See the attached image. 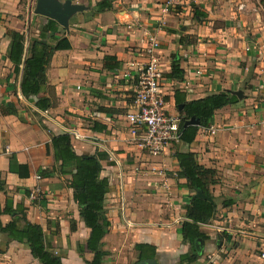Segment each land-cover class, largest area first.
I'll list each match as a JSON object with an SVG mask.
<instances>
[{"label": "crops", "instance_id": "1", "mask_svg": "<svg viewBox=\"0 0 264 264\" xmlns=\"http://www.w3.org/2000/svg\"><path fill=\"white\" fill-rule=\"evenodd\" d=\"M72 1L85 9L65 30L71 49L56 52L47 67L56 106L42 112L21 93L22 75L15 78L8 58V34L30 31L35 23L31 37H38L45 17L34 13L37 0H0V181L5 185L0 207L10 202L13 209H25L62 264H88L93 255L79 246L86 247L91 230L68 187L70 177L61 175L47 150L53 137L78 132L83 140L70 136L78 155L109 157L102 172L110 182L111 222L103 240L104 264H264V28L247 29L243 13L221 15L208 0H184L169 13L161 9L166 0H112V10L98 15L95 6L104 0ZM151 39L159 44L155 53L164 71L168 112L181 111L177 99L235 97L215 112L209 126L199 128L194 142L173 144L160 157L140 150L127 120L137 86L131 64L147 62ZM174 55L180 78L171 75ZM106 58L119 68L106 70ZM212 126L215 136L208 132ZM177 152L195 154L200 165L216 172L210 186L216 212L199 225L206 237L199 249L196 242L202 239L183 241L186 208L196 193L177 177ZM18 165L27 167L28 177L19 176ZM37 190L40 199L31 197ZM13 217L2 215L3 225ZM195 255L197 261L190 262ZM0 264L42 263L28 245L0 232Z\"/></svg>", "mask_w": 264, "mask_h": 264}, {"label": "trees", "instance_id": "2", "mask_svg": "<svg viewBox=\"0 0 264 264\" xmlns=\"http://www.w3.org/2000/svg\"><path fill=\"white\" fill-rule=\"evenodd\" d=\"M264 1V0H263ZM95 15L112 10V0H104L95 6ZM196 10V9H195ZM197 16L205 17L197 12ZM45 23L41 24L38 37L27 36L22 32H10V46L8 58L14 66L13 74L17 79L21 78V93L23 97L39 111L45 112L56 106L54 94L47 86L46 70L54 54L58 51L71 49L70 41L65 37V29L56 21L43 18ZM183 40L181 39V42ZM113 58H106L104 67L113 71L119 68ZM178 55L173 56L172 73L174 77L180 78L183 71L180 69ZM235 97L221 93L207 96L203 99L185 102L177 99V108L182 117L181 142L191 144L195 141L199 128L209 126L216 111L232 105ZM10 113L16 114L15 109L9 108ZM193 117L199 120V126H186V122ZM47 150L53 151L56 163L59 165L61 175L69 176V188L73 190V199L77 203L80 216L91 235L86 247L79 246V251L87 249L93 258L88 264H104L107 252L104 251V238L109 233L111 222L107 217L106 198L110 192V182L102 177L103 162L109 160L105 153L97 152L94 156L78 155L68 134H60L52 138ZM179 162L177 177L186 179L188 187L195 193L202 192L205 196L212 198L210 186L215 185L216 172L204 168L199 164L197 156L193 153L177 152L175 154ZM14 157L11 158V170H14ZM20 177H28L26 166L17 167ZM0 189L5 191V185L0 181ZM25 209H13L10 202L5 208L0 207V232L8 235L12 240L28 245L32 256L42 264H62L61 256L47 243L43 228L27 220ZM216 212V204L208 200L193 197L190 206L186 208L189 219L183 225V241L191 244L197 239L206 240L200 231V224H207ZM13 215L12 221L3 225L2 215ZM154 248V247H152ZM155 257V250L152 255ZM198 256L190 258V262H196Z\"/></svg>", "mask_w": 264, "mask_h": 264}, {"label": "built area", "instance_id": "3", "mask_svg": "<svg viewBox=\"0 0 264 264\" xmlns=\"http://www.w3.org/2000/svg\"><path fill=\"white\" fill-rule=\"evenodd\" d=\"M183 3L184 0H166L161 9L163 13H169L170 10L182 6ZM242 8H244L243 5L240 9ZM158 48L159 44L151 39L150 48L147 50V62L131 64L137 72V86L133 96L134 112L127 116L130 129L140 150L151 157H160L169 146L180 143L182 139L180 113H171L166 109V101L162 92L164 71L155 53ZM208 132L211 136H215L217 129L212 126ZM69 134L76 139H84L78 132H69ZM41 196L42 193L37 190L31 197L40 199ZM261 258L264 259V243Z\"/></svg>", "mask_w": 264, "mask_h": 264}, {"label": "water", "instance_id": "4", "mask_svg": "<svg viewBox=\"0 0 264 264\" xmlns=\"http://www.w3.org/2000/svg\"><path fill=\"white\" fill-rule=\"evenodd\" d=\"M85 9L81 4H75L72 0L61 2L60 0H37L34 13L36 15L56 21L62 28L69 30L71 18ZM238 95H240L238 93ZM186 126H199V120L195 117L186 122ZM196 197L213 202L211 198L205 196L202 192H197ZM204 244L203 240L196 242ZM138 264H156L154 261H145Z\"/></svg>", "mask_w": 264, "mask_h": 264}, {"label": "rangeland", "instance_id": "5", "mask_svg": "<svg viewBox=\"0 0 264 264\" xmlns=\"http://www.w3.org/2000/svg\"><path fill=\"white\" fill-rule=\"evenodd\" d=\"M210 2L212 3V8L216 12H219L221 15H228L236 13L234 18H240V13H243V17L246 22V28H251V30L258 27V29L264 28V1L263 0H208L206 4ZM27 3V2H26ZM241 5L244 8L240 9ZM242 11H240V10ZM239 12V13H238ZM257 25V26H255ZM35 23L33 27L29 31L26 30L25 34L27 36H32L35 34ZM249 32V31H248Z\"/></svg>", "mask_w": 264, "mask_h": 264}]
</instances>
